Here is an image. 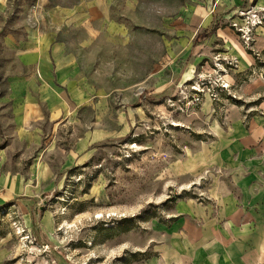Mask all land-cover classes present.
<instances>
[{
	"label": "rangeland",
	"instance_id": "1",
	"mask_svg": "<svg viewBox=\"0 0 264 264\" xmlns=\"http://www.w3.org/2000/svg\"><path fill=\"white\" fill-rule=\"evenodd\" d=\"M16 3L17 40L31 39L25 26L54 30L39 0ZM251 10L264 13V3L113 0L97 25L64 23L76 73L63 122L18 129L0 102L3 168L23 175L36 211L29 219L0 207V264H235L229 242L257 231L264 239V224L250 222L264 216V137L253 124L264 22L248 42L232 26ZM197 30L208 35L198 45ZM34 53L0 45L1 94L9 63L18 71L15 60Z\"/></svg>",
	"mask_w": 264,
	"mask_h": 264
},
{
	"label": "crops",
	"instance_id": "2",
	"mask_svg": "<svg viewBox=\"0 0 264 264\" xmlns=\"http://www.w3.org/2000/svg\"><path fill=\"white\" fill-rule=\"evenodd\" d=\"M51 1L53 0H39V3L47 11L50 26H53L54 30L47 29L40 34V26L39 32L34 27L25 26V31L31 36L30 40L25 41L17 40L16 34L19 32L20 24L17 20L19 13L16 0H0V45L9 48H39L38 56L34 53L32 57L22 60L24 62L15 60L21 65L18 71H13L15 67L10 62L8 72L4 74L8 90L5 95L0 93V102H3V99L10 102L13 113L11 122L15 123V128L18 129L29 128L42 118L49 119L57 126L63 122V102L66 103L64 96L67 95L64 88L72 87L73 79L69 78V74L76 73L73 57L66 53V50L70 49L67 46L68 39L63 36L64 23L77 19L78 24L84 28L95 23L97 25L99 24L95 20L97 17L107 20L109 3L113 0H80L72 7H64L58 3L52 5ZM262 3L264 0H258V4ZM33 17L39 22L37 14L34 13ZM262 28L261 24L254 30L259 32ZM198 32L199 30L194 33L192 43ZM255 46L259 54L264 52V32H260L257 40L255 39ZM45 50H49L48 56L45 55ZM238 52L242 55L240 50ZM240 61L241 64L245 63L243 59ZM2 71L0 68V73ZM259 108L263 109H259L262 115L255 117L253 124L260 136L264 137V100L259 103ZM0 128L3 126L0 125ZM1 142L0 136V207L17 205L25 217L30 219L31 216L35 219V208L30 204L32 190L22 179L21 173L3 168L6 147ZM261 146H264V138ZM250 218V222L256 225L264 224L262 214ZM247 222L248 220L243 221ZM43 223L42 220L36 219L35 228L43 231ZM225 252L226 258L235 264H264V239L258 231L254 236H241L229 242Z\"/></svg>",
	"mask_w": 264,
	"mask_h": 264
},
{
	"label": "built area",
	"instance_id": "3",
	"mask_svg": "<svg viewBox=\"0 0 264 264\" xmlns=\"http://www.w3.org/2000/svg\"><path fill=\"white\" fill-rule=\"evenodd\" d=\"M243 11V10H242ZM250 12L249 15L246 14L245 17V23H241L238 20H234L232 22V26L237 30L238 33L241 34L242 38L244 39V41L248 42L252 39V35L254 28H256L258 25H261L264 22V13L263 11H253ZM240 16L243 17L244 12L240 11ZM221 88H227V84H222L220 86ZM192 89L194 90V92L196 94L201 93L203 90L201 89V84L200 83H194L192 85Z\"/></svg>",
	"mask_w": 264,
	"mask_h": 264
},
{
	"label": "trees",
	"instance_id": "4",
	"mask_svg": "<svg viewBox=\"0 0 264 264\" xmlns=\"http://www.w3.org/2000/svg\"><path fill=\"white\" fill-rule=\"evenodd\" d=\"M201 33L198 32L194 38V43L199 44L202 40H203V36L200 35ZM208 35L206 34L205 37H207ZM204 37V38H205Z\"/></svg>",
	"mask_w": 264,
	"mask_h": 264
},
{
	"label": "bare ground",
	"instance_id": "5",
	"mask_svg": "<svg viewBox=\"0 0 264 264\" xmlns=\"http://www.w3.org/2000/svg\"><path fill=\"white\" fill-rule=\"evenodd\" d=\"M189 75H190V73H186V75H185V78H186V79H188V78H189V77H188ZM189 79H190V78H189ZM67 225H69V226H70V224H69V223H67Z\"/></svg>",
	"mask_w": 264,
	"mask_h": 264
}]
</instances>
